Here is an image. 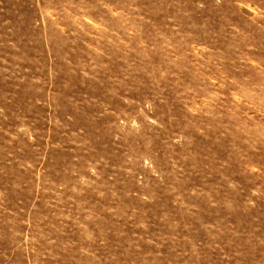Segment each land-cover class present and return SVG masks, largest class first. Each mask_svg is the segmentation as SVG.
<instances>
[{"label":"rangeland","instance_id":"1","mask_svg":"<svg viewBox=\"0 0 264 264\" xmlns=\"http://www.w3.org/2000/svg\"><path fill=\"white\" fill-rule=\"evenodd\" d=\"M0 264H264V0H0Z\"/></svg>","mask_w":264,"mask_h":264}]
</instances>
